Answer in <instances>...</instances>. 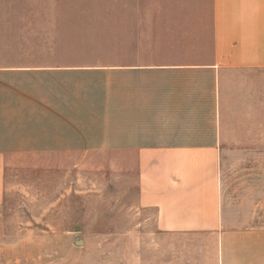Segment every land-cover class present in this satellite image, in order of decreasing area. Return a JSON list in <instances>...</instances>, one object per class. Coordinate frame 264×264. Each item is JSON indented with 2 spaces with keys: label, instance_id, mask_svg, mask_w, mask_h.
<instances>
[{
  "label": "crops",
  "instance_id": "crops-1",
  "mask_svg": "<svg viewBox=\"0 0 264 264\" xmlns=\"http://www.w3.org/2000/svg\"><path fill=\"white\" fill-rule=\"evenodd\" d=\"M77 11L114 14L113 58L0 64V200L16 157L133 164L153 236L198 235V264H264V0Z\"/></svg>",
  "mask_w": 264,
  "mask_h": 264
},
{
  "label": "rangeland",
  "instance_id": "rangeland-1",
  "mask_svg": "<svg viewBox=\"0 0 264 264\" xmlns=\"http://www.w3.org/2000/svg\"><path fill=\"white\" fill-rule=\"evenodd\" d=\"M104 1L0 0V64L103 63L106 44L113 58L114 14H75ZM41 158L4 166L0 264H198V235L151 234L133 164Z\"/></svg>",
  "mask_w": 264,
  "mask_h": 264
}]
</instances>
